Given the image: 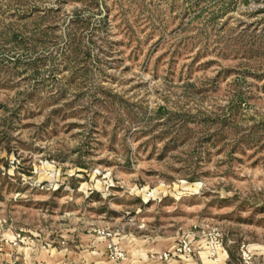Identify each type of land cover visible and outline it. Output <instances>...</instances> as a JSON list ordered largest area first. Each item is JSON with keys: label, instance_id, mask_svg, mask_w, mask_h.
<instances>
[{"label": "rangeland", "instance_id": "obj_1", "mask_svg": "<svg viewBox=\"0 0 264 264\" xmlns=\"http://www.w3.org/2000/svg\"><path fill=\"white\" fill-rule=\"evenodd\" d=\"M202 252L264 264V0H0V264Z\"/></svg>", "mask_w": 264, "mask_h": 264}, {"label": "crops", "instance_id": "obj_2", "mask_svg": "<svg viewBox=\"0 0 264 264\" xmlns=\"http://www.w3.org/2000/svg\"><path fill=\"white\" fill-rule=\"evenodd\" d=\"M197 256L199 257V260L202 262L200 264H214V262H211L210 259L205 258V253H197ZM196 255L194 254V257L191 259H187L183 256H180L176 259L170 260V261H157L153 256H145V257H131L126 258L125 263L126 264H198L195 260ZM140 259V260H139ZM223 264V263H222Z\"/></svg>", "mask_w": 264, "mask_h": 264}, {"label": "built area", "instance_id": "obj_3", "mask_svg": "<svg viewBox=\"0 0 264 264\" xmlns=\"http://www.w3.org/2000/svg\"><path fill=\"white\" fill-rule=\"evenodd\" d=\"M106 246L108 247L109 250V257L112 259H121L123 257L122 251L117 248V246L112 245L110 242L106 243ZM190 246L187 244L185 241H181L174 247L173 250H168V251H160L156 254V258L159 260H168L172 257H175L176 255L182 253L184 255L190 256Z\"/></svg>", "mask_w": 264, "mask_h": 264}, {"label": "bare ground", "instance_id": "obj_4", "mask_svg": "<svg viewBox=\"0 0 264 264\" xmlns=\"http://www.w3.org/2000/svg\"><path fill=\"white\" fill-rule=\"evenodd\" d=\"M212 262H215L214 260H211Z\"/></svg>", "mask_w": 264, "mask_h": 264}]
</instances>
